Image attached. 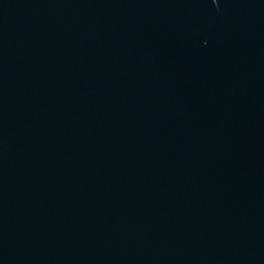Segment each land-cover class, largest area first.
<instances>
[{
    "label": "water",
    "instance_id": "95a60500",
    "mask_svg": "<svg viewBox=\"0 0 264 264\" xmlns=\"http://www.w3.org/2000/svg\"><path fill=\"white\" fill-rule=\"evenodd\" d=\"M0 264H264V0H0Z\"/></svg>",
    "mask_w": 264,
    "mask_h": 264
}]
</instances>
